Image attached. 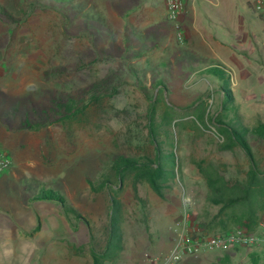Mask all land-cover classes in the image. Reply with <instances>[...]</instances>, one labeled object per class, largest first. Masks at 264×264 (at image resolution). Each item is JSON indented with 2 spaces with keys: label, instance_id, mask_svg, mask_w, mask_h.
<instances>
[{
  "label": "rangeland",
  "instance_id": "374dc122",
  "mask_svg": "<svg viewBox=\"0 0 264 264\" xmlns=\"http://www.w3.org/2000/svg\"><path fill=\"white\" fill-rule=\"evenodd\" d=\"M252 3L190 0L178 24L165 0H0L8 12L0 15V151L13 160L0 177V264H94L113 207L120 238L106 264H167L186 206L206 234L239 227L246 205L222 212L211 201L216 191L240 193L252 169L219 123L245 130L264 171L255 131L264 124V19ZM95 84L104 97L79 117L18 130L30 104ZM121 155L159 156L160 192L133 175L109 176ZM103 179L108 187L95 190ZM41 185L77 214L33 201ZM259 191L249 204L255 230L264 224ZM228 253L229 264H253L250 250ZM224 255L204 251L179 264H223Z\"/></svg>",
  "mask_w": 264,
  "mask_h": 264
},
{
  "label": "trees",
  "instance_id": "16d2710c",
  "mask_svg": "<svg viewBox=\"0 0 264 264\" xmlns=\"http://www.w3.org/2000/svg\"><path fill=\"white\" fill-rule=\"evenodd\" d=\"M59 2L70 3L72 0H58ZM252 9V7H250ZM8 14L5 7L0 4V15ZM10 18H12L10 16ZM263 19V18H262ZM210 66V65H209ZM216 65H211L209 69L219 71L214 68ZM216 75V73H215ZM102 86L100 84L92 85L89 88L79 90L75 94H58L52 96L47 103L41 105L39 103H32L26 108L25 117L17 127L18 130H32L40 131L49 125L71 121L89 108L90 105L98 104L104 97L102 93ZM17 112V109H15ZM222 128L223 134L228 136L230 140L237 146L241 147L252 162V169L248 175L244 189H241L240 193H232L222 196L220 191H216V197L212 199L215 205L219 206L222 212L236 208L238 206H245L249 209L248 213H242L237 224L239 227L247 229L249 232H253L257 226L256 212L252 210L249 204L252 203L253 199L264 190V171H261L257 167V163L254 159L251 146L245 135V130L241 129L233 124L226 121L219 123ZM255 131L264 138V124L260 122L259 126L255 128ZM161 158L157 156V161L147 159L143 162L136 161V159L128 158L125 156H118L111 166L109 176L121 177L134 176V182H138L141 179H145L151 188L157 193L160 192V182L164 178V168L162 166ZM110 179H103L95 190L100 191L107 188ZM211 181V180H210ZM212 182H214L212 180ZM215 185V183H214ZM214 185H211L214 188ZM40 191L32 199L33 201H47L56 202L65 210L67 215L77 214L73 207L67 203L66 198L61 193L52 190H46L45 185H41ZM235 189V188H234ZM115 206V205H114ZM264 206V201H263ZM118 209L113 207L111 215L110 235L107 244L102 250L92 249L91 255L93 257L94 264H106L111 260L113 246H118L120 238L119 222H118ZM241 250V249H237ZM250 260L253 264L264 263V252L259 253L252 251L250 253ZM223 264H229L231 262V256L227 252L222 258Z\"/></svg>",
  "mask_w": 264,
  "mask_h": 264
},
{
  "label": "built area",
  "instance_id": "2783aa9c",
  "mask_svg": "<svg viewBox=\"0 0 264 264\" xmlns=\"http://www.w3.org/2000/svg\"><path fill=\"white\" fill-rule=\"evenodd\" d=\"M190 0H165V10L171 22L182 23ZM252 9L264 19V0H252ZM10 155L0 151V177L12 169ZM176 244L171 251L167 264H179L186 257L196 256L204 251L227 253L234 249L250 250L264 246V224L255 231L238 227L222 235L206 234L193 223L189 207H185L175 222Z\"/></svg>",
  "mask_w": 264,
  "mask_h": 264
},
{
  "label": "crops",
  "instance_id": "0c3cea01",
  "mask_svg": "<svg viewBox=\"0 0 264 264\" xmlns=\"http://www.w3.org/2000/svg\"><path fill=\"white\" fill-rule=\"evenodd\" d=\"M188 11H189V3H188V6H187V11H186L185 17L187 15Z\"/></svg>",
  "mask_w": 264,
  "mask_h": 264
}]
</instances>
